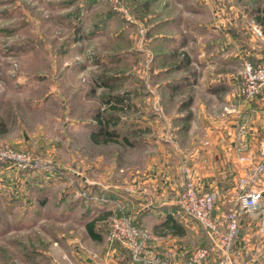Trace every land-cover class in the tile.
<instances>
[{
    "label": "rangeland",
    "instance_id": "374dc122",
    "mask_svg": "<svg viewBox=\"0 0 264 264\" xmlns=\"http://www.w3.org/2000/svg\"><path fill=\"white\" fill-rule=\"evenodd\" d=\"M122 2L129 20L108 0H0V144L30 154L39 164L32 169L12 162L0 166V264L107 259L105 233L95 241L85 230L105 210L93 197L111 190L129 193L126 187L134 180L139 187L133 198L153 190L157 180L148 179L160 158L158 133L169 125L156 117L174 114L182 98L171 100L161 89L163 80L178 71L164 76L159 71L160 22L172 18L168 28L193 35L201 45L218 40L225 30L236 34L239 27L245 39L251 38L257 17L264 16V0ZM106 78L113 79L111 93L99 86ZM109 94L122 95L131 106L117 113L121 133L149 129L145 136L131 137L132 146L90 140L93 116L110 112L103 103ZM122 206L137 218L134 202ZM187 217L193 231L177 241L180 259L208 244L203 228ZM137 219L150 230L156 220L144 214ZM108 222L109 217L98 224L108 229Z\"/></svg>",
    "mask_w": 264,
    "mask_h": 264
},
{
    "label": "crops",
    "instance_id": "0c3cea01",
    "mask_svg": "<svg viewBox=\"0 0 264 264\" xmlns=\"http://www.w3.org/2000/svg\"><path fill=\"white\" fill-rule=\"evenodd\" d=\"M171 19L160 22L162 29L157 38L156 55L162 61L159 71L163 76L168 72L178 71L177 76L166 77L163 80L161 83L163 93L171 100L177 99L176 97L182 98H178L174 114L156 117L157 122L167 123L171 128L168 125L166 130L158 133L160 158L155 172H152L148 179L157 180L155 186L153 190L147 188L148 191L143 194L144 198H133V195L138 193L134 190L139 187L137 180L126 187L129 193L124 191L123 195H120L116 193L118 190H111L113 192H107L108 194L103 192L102 195H105L103 197L109 201H97L95 204L99 209L105 210L87 222L94 220L93 231L99 238L94 239L89 235L87 223L85 230L91 239L102 240L107 229H103L98 223L109 217L102 216L109 212L111 214L117 204L127 206L134 202L139 207L137 218L143 214L156 218L151 230L147 227L153 235L151 247L170 256L176 264H183L185 259H180L177 254L182 246L177 241L189 231H193L187 215L182 213L176 204V197L183 187L184 169L191 170L198 188L219 192L216 212H225L231 205V191L236 180L246 170L245 165L239 160V155L254 153L259 140L264 137V90L249 100L237 94L238 70L242 59L247 58L254 63L264 60V32L261 25L264 16L262 19L257 17L258 23L254 24L262 29V35L254 32L251 38L245 39L244 32L239 27L236 34L228 35V31L225 30L218 40L204 41L201 45H197L193 35L192 38H187L183 36L184 32L168 28L165 24L171 25ZM99 28H102V25L98 30ZM198 90L201 93L198 94ZM223 105L231 106L233 110L221 116L219 112ZM187 113L189 117L186 119ZM243 120L246 121L247 128L241 134L239 124ZM148 132H142L135 137L140 138ZM33 182L41 183L38 179ZM259 188L262 190L261 199L264 203V174L259 181ZM154 191L162 195L160 200L154 198ZM117 196L122 200L117 199ZM241 214L238 217L237 242L233 243L235 264H264V211L258 209L254 213ZM168 217L180 223L185 232L183 235L171 234L165 230L154 231V226ZM137 218L134 221L145 226ZM205 239L208 243L206 247L210 248L206 236ZM121 248L117 243L108 244L104 250L107 259L98 264H133ZM214 260L211 251L209 264H214Z\"/></svg>",
    "mask_w": 264,
    "mask_h": 264
},
{
    "label": "built area",
    "instance_id": "2783aa9c",
    "mask_svg": "<svg viewBox=\"0 0 264 264\" xmlns=\"http://www.w3.org/2000/svg\"><path fill=\"white\" fill-rule=\"evenodd\" d=\"M108 1L129 20V10L122 0ZM253 29L257 35H262L259 26L255 25ZM139 32L142 33L143 30L140 29ZM263 90L264 60L254 63L243 58L238 70V96L249 100ZM232 110L231 106L223 105L219 115L224 116ZM246 128V121H241L239 132L243 134ZM239 160L245 165V173L236 180L231 191L232 202L228 210L220 213L216 212L219 192L198 188L192 178L191 170L184 169L183 187L176 202L182 213L192 217L203 228L210 242V248L201 246L191 249L186 254L183 264H209L211 251L215 257L214 264H235L233 242L239 230V215L242 212L254 213L258 209L264 211L262 190L259 188V181L264 174V137L259 140L254 153L240 154ZM6 162H12L22 169L39 166L30 154L0 144V166ZM80 195L89 196L84 191L80 192ZM93 199L109 201L102 196H94ZM116 207V211L109 216L108 229L104 236L108 244H119L135 264H176L170 256L162 255L151 247L153 235L147 227L134 221L122 205L117 204Z\"/></svg>",
    "mask_w": 264,
    "mask_h": 264
},
{
    "label": "trees",
    "instance_id": "16d2710c",
    "mask_svg": "<svg viewBox=\"0 0 264 264\" xmlns=\"http://www.w3.org/2000/svg\"><path fill=\"white\" fill-rule=\"evenodd\" d=\"M109 80H113V79L106 78L105 80L100 82L99 86L106 87L111 93V91H114L115 88H112L113 85L109 83ZM103 103L107 105V108L108 110H110V112L106 114L96 113L93 116V125L89 134L90 140L93 143L104 144L109 142L120 141L118 143L122 145L132 146L134 145L135 141L131 140V137L140 135V133L148 131V128L141 129L138 127L133 130L125 131L122 133L120 130H118L119 115L117 113L131 107L129 104H125V98L122 95L109 94V96L103 100ZM188 117H189V113L185 115L186 119ZM34 185L40 187L38 184H34ZM110 215L111 214L109 212L104 214V216L102 217L106 218V216H110ZM93 225H94V220L87 223L86 229L92 238L98 239L99 236L93 231ZM163 230H165L166 232H170L171 234L180 235V236L185 233L180 223H178L174 218L171 217L166 218L159 225L154 226L155 232H161Z\"/></svg>",
    "mask_w": 264,
    "mask_h": 264
}]
</instances>
